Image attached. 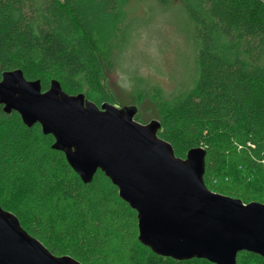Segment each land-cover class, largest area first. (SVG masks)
Here are the masks:
<instances>
[{"label":"trees","instance_id":"1","mask_svg":"<svg viewBox=\"0 0 264 264\" xmlns=\"http://www.w3.org/2000/svg\"><path fill=\"white\" fill-rule=\"evenodd\" d=\"M155 1L163 8L179 5L186 14L195 71L174 96L152 86L124 107L135 108L138 123L158 122L156 136L175 158L202 148L208 190L264 204V0ZM125 20L119 0H0V79L20 70L27 81H39L41 92L54 80L68 96L113 105L102 71L131 43ZM83 85L97 99L90 100ZM144 101L156 112L148 122L138 115ZM6 115L9 122L0 121V208L53 256L80 264H211L154 254L138 241L136 212L102 171L82 183L64 154L51 149V135L38 124L26 127L15 112ZM74 228L76 240L61 250L57 239H68ZM255 259L264 264L241 252L236 264Z\"/></svg>","mask_w":264,"mask_h":264},{"label":"water","instance_id":"2","mask_svg":"<svg viewBox=\"0 0 264 264\" xmlns=\"http://www.w3.org/2000/svg\"><path fill=\"white\" fill-rule=\"evenodd\" d=\"M0 105L26 127L38 124L43 135H51V149L64 154L82 183L102 171L136 212L138 241L154 254L211 264H236L241 252L264 259V204L208 190L204 150L175 158L156 136L158 122L138 123L135 108L97 107L81 94L66 95L54 80L41 92L39 81H27L20 70L1 74ZM0 264L80 263L53 256L0 208Z\"/></svg>","mask_w":264,"mask_h":264},{"label":"rangeland","instance_id":"3","mask_svg":"<svg viewBox=\"0 0 264 264\" xmlns=\"http://www.w3.org/2000/svg\"><path fill=\"white\" fill-rule=\"evenodd\" d=\"M126 22L130 23L131 43L108 69L103 68L102 88L113 102V106L131 104L142 89L157 86L164 97H171L179 85L188 81L195 71V51L191 25L179 5L163 8L155 0H119ZM146 86V87H145ZM90 100L97 97L83 85ZM152 103L142 102L138 115L146 122L155 116ZM5 114L0 121L9 122ZM74 191L73 187H69ZM76 228L67 238L59 237L57 244L66 249L75 238ZM250 264H262L259 260Z\"/></svg>","mask_w":264,"mask_h":264}]
</instances>
